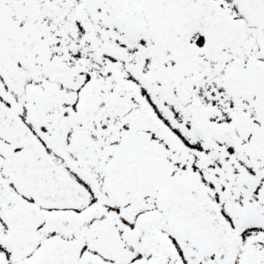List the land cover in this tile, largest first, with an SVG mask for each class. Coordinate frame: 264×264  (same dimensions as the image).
<instances>
[{"label":"snow or ice","instance_id":"6c2138e0","mask_svg":"<svg viewBox=\"0 0 264 264\" xmlns=\"http://www.w3.org/2000/svg\"><path fill=\"white\" fill-rule=\"evenodd\" d=\"M0 264H264V0H0Z\"/></svg>","mask_w":264,"mask_h":264}]
</instances>
